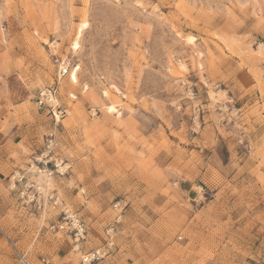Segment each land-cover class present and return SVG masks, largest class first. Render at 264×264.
<instances>
[{"label": "rangeland", "instance_id": "374dc122", "mask_svg": "<svg viewBox=\"0 0 264 264\" xmlns=\"http://www.w3.org/2000/svg\"><path fill=\"white\" fill-rule=\"evenodd\" d=\"M97 249L264 260V0H0V264Z\"/></svg>", "mask_w": 264, "mask_h": 264}, {"label": "built area", "instance_id": "2783aa9c", "mask_svg": "<svg viewBox=\"0 0 264 264\" xmlns=\"http://www.w3.org/2000/svg\"><path fill=\"white\" fill-rule=\"evenodd\" d=\"M55 62L58 65L57 80L50 86L41 88L36 97L37 104L41 106H47L52 111L53 115L60 119L65 115V109L61 107L58 101L59 86L61 80L69 72V63L64 61L62 58H55ZM59 229H66L73 236L74 241L79 242L85 237V223L81 220L76 213L65 210L62 221L57 225ZM114 232V228L108 230L111 238V233ZM112 245L113 242L110 240L108 243ZM107 253L106 249H97L93 252L87 253L83 256L82 260L84 264H94L101 260ZM22 264H30L26 259V254L21 255ZM254 264H264V260L255 262Z\"/></svg>", "mask_w": 264, "mask_h": 264}]
</instances>
